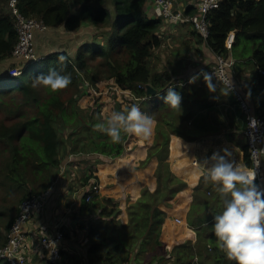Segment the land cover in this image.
<instances>
[{
  "label": "trees",
  "instance_id": "16d2710c",
  "mask_svg": "<svg viewBox=\"0 0 264 264\" xmlns=\"http://www.w3.org/2000/svg\"><path fill=\"white\" fill-rule=\"evenodd\" d=\"M146 1L17 0L19 11L23 15L36 16L50 28L60 27L66 31L82 29L83 40L72 54L68 50L40 53L37 60L22 63L18 75H10L7 70L14 66L8 65L0 74V112L5 111L6 115L14 118L9 124L0 121V155L3 157L1 171L4 176L0 181L4 187L18 194L14 206L0 211V246L6 238L3 231L8 230L14 218L9 213L10 208L14 209L17 201L44 190L53 181L60 165V129L73 126L74 145L77 146L76 149L73 148V151L76 150L74 153L85 151L116 157L123 153L125 147L134 146V135L124 136L120 143H112L106 134L95 131L93 125L100 117H97L94 111H84L82 106L77 105V101L80 95L79 80L82 76L88 78L89 83L97 89L101 80L111 78L113 82L105 84L106 86H116L123 91L130 90L137 97L146 95V87H138V84L161 88L162 85L155 83L157 74L152 72L148 58L161 43L156 30L162 21L160 17L147 15L144 10ZM4 2L6 0H0V61L13 58L12 51L18 41L14 17L3 9ZM109 2L113 3V17L108 7ZM190 10L188 7L187 11ZM208 18L210 27L205 42L212 50L228 55L230 50L227 37L231 31H235L231 50L240 47L243 55H248L254 61L256 73L260 68H264V0H219L218 6L209 12ZM105 26L108 33L102 28ZM103 35H106V38L100 41L99 38ZM59 55L67 58L64 64L58 61ZM17 61L10 63H18ZM50 68L71 73L72 83L57 93L42 88L47 92L43 95L38 93V88L31 87L32 78L40 73H47ZM259 78L264 83V76L259 74ZM65 93L68 96H65ZM134 100L131 96L126 98L128 102ZM22 106L31 107L33 112H27ZM84 124L91 130L87 137L75 133V130L82 128ZM168 141L166 135L162 144L160 141L155 143L152 146L154 151L148 150L146 159L140 163L146 164L151 157L157 159L156 189L150 191L143 188L139 198L130 201L128 206L130 220L140 221L141 228L137 224L136 232L144 235L149 243L148 247L154 250L162 242V239H159L160 231L162 222L168 215L165 202L185 186L169 172ZM242 149L245 164L249 166L248 145L242 143ZM90 176L91 174H86L85 182ZM172 178L176 181L174 189L169 185ZM28 183L35 189L30 190ZM88 193L93 197L96 192L86 191L83 194L81 212L97 207L91 201H86ZM103 214L112 215L110 211ZM201 222L204 220L187 217V223L193 228L201 225ZM196 239L194 243L179 240L171 245L169 251L174 255L173 264H193L195 255L200 258L199 254L203 252L202 247L206 244L200 241L199 234ZM98 249L96 244L90 246L89 251L92 253ZM184 254L191 255V260L183 258ZM0 264L8 263L0 259ZM230 264L235 262L231 261Z\"/></svg>",
  "mask_w": 264,
  "mask_h": 264
},
{
  "label": "crops",
  "instance_id": "0c3cea01",
  "mask_svg": "<svg viewBox=\"0 0 264 264\" xmlns=\"http://www.w3.org/2000/svg\"><path fill=\"white\" fill-rule=\"evenodd\" d=\"M195 2L196 0H180L178 5L186 11L189 7L191 8L189 12H192ZM144 10L148 16L157 17L152 2L146 1ZM54 29H60V27L52 30ZM61 31L73 32V50L75 51L79 42L83 40L82 29L66 31L62 28ZM43 32L45 31L36 33V42ZM156 33L161 43L152 55L156 58L152 66H155L153 73L157 74L155 83L163 85L161 88L150 85L156 89V93L150 95L149 101L147 99L146 101L135 99L133 102L124 100L123 92L134 97L135 94L130 90H124L119 93L120 95L113 93L111 96H106V93H102L99 94L102 96L98 97L99 95L85 93L87 96H82V109L94 111L100 119L109 115L111 111H121L134 103L138 104L141 111L151 115L155 121L153 136L147 141L136 137L134 146L125 147L123 153L116 157L102 153H85V151L74 153L76 150L69 152L67 144L65 150H62L60 143L58 151L60 165L48 186L51 187V193L42 211L36 214L27 226L29 235L27 264H54L47 260L46 254L42 253L38 238L50 232L56 224L63 232L60 242L61 259L56 264H94L88 259L86 247L80 243L83 239V232L79 228L83 218V215H80L83 189L89 183L96 181L100 187L105 188L106 196L117 195L115 198L123 202L139 198L143 188L154 191L158 183L155 176L157 159L151 157L146 164L140 163L146 159L148 150L154 151L152 146L155 143L158 144L159 141L160 144L163 143L166 135L169 138L167 146L169 172L181 180L185 186L178 189L174 196L165 202L167 206L174 207L169 210L170 216L165 219L166 227L169 229L164 230L165 242L173 244L176 239L195 242L199 234L200 241L202 240L206 246L202 247L203 256H201L202 253L199 254L200 258L195 255L197 259L193 264H200L203 261L204 264L231 263L216 247V238L211 232L213 217L223 211V199L214 190L211 182H205L201 162L214 152L228 148L232 151V159L238 165L247 166L242 149V143L247 144L244 133L246 112L241 108L236 93L224 84L211 81L215 90L212 92L208 90L201 73L214 65L216 52L207 45L205 39L201 38L189 25L180 23L171 24L169 28L162 23ZM234 41L235 31H231L227 37V46L230 50L228 56H231L235 63L228 68V76L250 111L263 116L264 83L260 80L259 73L255 71L254 61L248 55H243L240 47L231 50ZM40 51L44 50L40 49ZM152 56L148 58V61ZM12 61L14 62L12 58L0 61V74ZM194 76L198 79L194 83H189L190 78ZM110 82H113V79L102 80L98 85L103 89L105 84ZM169 86L179 92L182 97L181 111L172 109L164 103V96ZM80 93L84 91L80 90ZM81 136L87 137V135ZM261 167L263 180L260 185L264 187V159ZM88 173L91 176L85 182L84 178ZM90 184L88 190L91 188ZM169 185L174 189L176 181L172 178ZM116 189L118 191L113 194L112 190ZM197 204L199 209L193 212L191 206ZM190 212L193 218L204 220V222L196 228L173 222L176 217L187 221ZM74 220L77 221L73 225ZM3 234L5 235L6 231H3Z\"/></svg>",
  "mask_w": 264,
  "mask_h": 264
},
{
  "label": "clouds",
  "instance_id": "9594fccd",
  "mask_svg": "<svg viewBox=\"0 0 264 264\" xmlns=\"http://www.w3.org/2000/svg\"><path fill=\"white\" fill-rule=\"evenodd\" d=\"M64 64L66 57H57ZM210 92L214 91L211 76L201 73ZM197 76L191 77L194 83ZM72 83L71 73L50 68L32 78L31 87L44 88L57 93ZM146 95L147 92H146ZM150 96V95H148ZM164 103L181 111L182 97L173 87L167 88ZM258 122L253 120L251 126ZM155 121L151 115L132 104L121 111H111L93 125L95 131L106 134L112 143H120L124 136L134 135L141 140H150ZM205 182H211L214 190L223 199V211L213 217L211 232L216 238V247L229 261L235 264H264V187L256 182V173L238 165L232 159V151L223 148L201 162Z\"/></svg>",
  "mask_w": 264,
  "mask_h": 264
},
{
  "label": "built area",
  "instance_id": "2783aa9c",
  "mask_svg": "<svg viewBox=\"0 0 264 264\" xmlns=\"http://www.w3.org/2000/svg\"><path fill=\"white\" fill-rule=\"evenodd\" d=\"M154 4L157 17L161 18L163 25L171 24L189 25L201 38L206 39L209 34L210 21L208 14L211 10L216 8L219 0H196L194 3V10L187 12L185 8H181L180 0H147ZM9 12L15 20V27L17 30L18 41L12 51L13 60H18L21 63L31 62L40 58L36 51L35 38L37 32L48 30V26L36 16H25L18 8L17 0H7ZM179 4V5H178ZM161 23V25H162ZM235 60L228 55L216 53V61L211 68H208L204 73L211 76V81H218L224 84L233 93H236L241 108L246 112L247 120L244 133L247 139V145L250 156V165L245 168L256 173V182L260 185L263 180L262 175V161L261 157L264 155V117L259 113L250 111L249 106L241 99V96L232 84L228 76V68L234 65ZM10 75H18L20 69L14 67L7 70ZM258 73L264 76V68H260ZM80 90L85 91L86 88L90 93L99 95L106 93L104 88L112 89L122 93L123 90L116 86H105L103 89H97L92 86L87 79L82 77L79 80ZM138 87L145 88V84H138ZM88 91L86 93H88ZM89 93V94H90ZM136 100H144L149 98L148 95L142 97H133ZM258 123L251 126L252 121ZM91 188L88 192H96L100 185L98 182H92ZM263 187V186H262ZM51 193V187L44 190L32 193V195L23 198L18 206V210L6 231L5 242L0 246V259L8 264H27L28 250H29V235L27 226L32 221V218L40 213L45 206V202ZM90 200L91 194H86L85 197ZM176 222L184 224L186 227L192 228L187 221L176 217ZM63 237V232L59 225L56 224L50 232L42 234L38 238V243L42 253L46 254L47 260L56 264L61 259L60 242ZM197 257L195 256L196 260Z\"/></svg>",
  "mask_w": 264,
  "mask_h": 264
},
{
  "label": "rangeland",
  "instance_id": "374dc122",
  "mask_svg": "<svg viewBox=\"0 0 264 264\" xmlns=\"http://www.w3.org/2000/svg\"><path fill=\"white\" fill-rule=\"evenodd\" d=\"M112 4H113L112 2L111 3L109 2L108 7L110 8V14L113 17L114 8ZM2 7L5 11H9L7 0L6 2L2 4ZM166 27L169 28L170 25ZM102 28H104L106 33L109 32L106 30V26ZM52 29L53 28L49 27L47 31L43 32L38 42H36V49H37L38 55L40 53H45V51L47 52V51H52V50L54 51L68 50L69 53L72 54L73 40H74L73 32L67 33V32L61 31L62 28L54 29V30ZM105 38H106V35H103L101 38H99V40L103 41L105 40ZM40 45H41V48H39ZM40 49H43L44 51H40ZM154 51L155 49L153 50L152 55ZM17 62L18 63H10L8 64V66H12V67L14 66L18 69L20 68L22 63L20 61H17ZM148 62H149L150 68H152V72H154L155 66H152V63L156 62L155 56H152L151 60ZM82 77H80V79H82ZM109 79L111 78H105L104 80L109 81ZM88 81L90 82L89 79ZM81 89H85L86 92L88 91L86 88L81 87ZM103 90H107L105 94L106 96H111L113 93L118 95L120 93V92H117L115 90L108 89V88H104ZM86 92L80 93L81 95H78L79 96L78 101H77L78 106H83L82 96H87V94L90 93L88 91V93L85 94ZM38 93L44 95L47 92H45L42 88L40 89L38 88ZM92 95L96 96L94 94ZM122 95H123L124 100H126V98L129 97V95L126 92H123ZM65 96H68V95L65 93ZM100 96L102 95H99L98 97ZM17 101H20V100H17ZM115 104L118 105L122 103H115ZM22 108L24 110H27V112L29 113L33 112V109L31 107L22 106ZM0 121H4L5 123L9 124L14 121V118L6 115L5 111L3 112L1 111ZM99 121H100V118H98L97 122ZM90 132L91 130L87 129L86 124H84L82 128L79 127L78 129L75 130V133L78 135H87ZM73 134H74L73 126L72 127L67 126L64 129H60L59 137L61 140L62 150H65L66 144H67V148L69 152H72L73 148L76 149L77 146L74 145ZM93 136H96V135L93 134ZM62 157H63V154H62ZM263 159L264 157L262 156L261 161H263ZM2 165H3V157L0 155V180H2L4 177L3 172L1 171ZM33 185L36 186L35 182H33ZM33 185L31 183L27 184L30 190L35 189ZM86 191H88V185L85 186L82 194H84ZM117 191H118L117 189L112 190L113 194H115ZM105 192H106L105 188L104 187L102 188L101 186L96 191L95 195L90 198V200H87L85 198L87 202L91 201L94 204V206H97V207H93V209L89 211L80 212V215H83V218H81V221H80L81 224L79 225V228L83 232V239L80 241V243L82 246L86 247V252H87L89 261L94 264H173L174 255L171 251H169L171 249L170 248L171 245L173 244L171 242H165V239H164V230L165 229L166 231L169 230L166 227L165 219H167L170 216V214L162 222V227H161L160 237H159V239H162L161 245L158 246L156 250H154L148 247L149 243H147L145 236L136 232L135 226L137 224H139V227L141 228L140 221H133V220H130L129 218L130 210L128 209V206L130 205L129 204L130 201H133V200H130L127 202L118 201L115 198L117 197V195H113L115 197L106 196ZM206 196L208 195L206 194ZM17 199H18V194L15 191L11 192L8 188L4 187L0 181V211L6 210V207L7 209H9V206H14L15 204L14 201H16ZM20 201H17V204L14 209L12 207L10 208L9 213H11L13 216L16 214L18 210ZM191 207H192L193 212L199 209L198 204L192 205ZM171 208H174V207L173 206L166 207V209L168 210V213ZM105 211L107 212L110 211L112 215L110 216L104 215L103 213ZM193 214L195 216V213ZM189 215L193 216L191 212L189 213ZM173 222L175 223L176 219ZM176 224L175 226H177ZM202 232L204 233V230H202ZM177 241L179 240L176 239V242ZM96 244H98L99 249L96 252H92L91 254H89L90 246H96ZM82 257L83 259H85L83 255ZM182 257L191 260L192 256L184 254L182 255ZM194 259H195V256L193 257V262H194ZM79 260L82 262L81 259ZM203 264H204V261H203Z\"/></svg>",
  "mask_w": 264,
  "mask_h": 264
},
{
  "label": "water",
  "instance_id": "95a60500",
  "mask_svg": "<svg viewBox=\"0 0 264 264\" xmlns=\"http://www.w3.org/2000/svg\"><path fill=\"white\" fill-rule=\"evenodd\" d=\"M146 92L148 95H151V94H155L156 93V89L152 88L150 85H147L146 86ZM77 220H74L73 221V225L76 223Z\"/></svg>",
  "mask_w": 264,
  "mask_h": 264
}]
</instances>
